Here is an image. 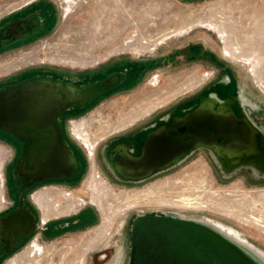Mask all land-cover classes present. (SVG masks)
<instances>
[{"label":"rangeland","instance_id":"374dc122","mask_svg":"<svg viewBox=\"0 0 264 264\" xmlns=\"http://www.w3.org/2000/svg\"><path fill=\"white\" fill-rule=\"evenodd\" d=\"M40 2L51 5L55 21L41 36L0 49V87L39 78L42 70L71 80L91 73L90 79L104 86L116 75L124 78L123 63L151 64L130 86L105 93L65 120V131L85 162L76 184L34 189L38 209L44 190L65 209L68 199L55 191L71 188L78 196L76 209H92L93 222L40 242L42 253L32 249L28 255L30 239L0 264L21 253L18 264H121L125 223L145 211L198 224L244 262L264 264V171L251 165L229 169L210 147L139 185L109 182L97 166H102L97 152L106 139L188 100L200 101L214 83L227 79V70L237 82L242 110L264 136V0H0V25L15 15L24 17L18 14ZM169 53L173 57L167 59ZM90 79L82 84H91ZM15 150L0 137V196L5 200L0 214L11 197L7 170Z\"/></svg>","mask_w":264,"mask_h":264},{"label":"flooded vegetation","instance_id":"af4514ba","mask_svg":"<svg viewBox=\"0 0 264 264\" xmlns=\"http://www.w3.org/2000/svg\"><path fill=\"white\" fill-rule=\"evenodd\" d=\"M18 15L25 16L15 17V15V18H9L0 25V32L2 31L3 34L8 30L15 32L11 37L2 39L0 49L5 45H13L21 40L41 36L55 21V13L48 2H40ZM172 57V53L166 55L167 59ZM150 64V60L141 64L123 63L125 69L123 79L112 77L113 83H110L108 89L103 91L104 86H99L97 89L100 92L83 106L70 107L56 116L60 141L66 142L64 146L69 159L72 157L76 161L75 165L67 169L49 170L39 178L31 172L17 173V162L23 151L24 142L13 133L0 129V137L13 144L16 149V157L7 170V186L11 197L6 202L7 209L0 214V219L11 212H18L22 218L17 220L19 218L17 217L9 227H1L0 223V262L30 239L33 241L28 255H33L32 249L34 252L38 249L37 253H42L44 246L39 244L40 242H51L62 235L74 234L93 222L95 212L92 209L86 206L83 209H76L78 196L71 188L55 191L68 199L65 209L61 208L63 206L59 202L54 201V195L48 194L47 190L39 191L43 194L38 209L33 202V198L38 199L34 197L37 192L34 189L42 185L43 188H46L45 185H55L53 189L58 190L57 185L76 184L85 168V162L82 152L71 142L65 131V120L70 116L78 115L105 93L130 86L140 76L141 68ZM228 72L229 70H227V79H220L210 87L209 95L215 93L220 99L228 101L237 97L235 94L237 82ZM110 73L113 74V69L108 71L107 75ZM38 75L39 78H26L24 81L4 85L0 89L32 80H48L81 87L88 85L82 82L93 77V74L86 72L77 74V78L71 80L63 73H47L46 70H42ZM90 80L88 82L91 85H99L97 80ZM198 104V98L188 100L165 115L140 123L132 130L106 139L97 152L102 165L101 167L97 165L101 174L109 182L114 181L122 185L143 184L176 167L197 150L204 149L206 146L202 144L206 139L209 144L220 143L222 136L215 139L212 132L200 131L199 123L189 122L187 114ZM241 104L242 101L236 98L230 105V113L234 118L242 111L245 112ZM75 137L77 138V135ZM262 147L264 151V136H262ZM92 154L95 155L94 152ZM93 161L96 162L95 156ZM97 177H100V174ZM0 178L3 180L2 174ZM0 201L5 200L0 196ZM125 229V252L121 264H232L242 261L238 259V255L228 251L227 246L213 233L172 214L154 211L135 212L125 223ZM225 248L227 251L224 250ZM24 255L25 253H21L10 258L7 264L22 262Z\"/></svg>","mask_w":264,"mask_h":264},{"label":"water","instance_id":"95a60500","mask_svg":"<svg viewBox=\"0 0 264 264\" xmlns=\"http://www.w3.org/2000/svg\"><path fill=\"white\" fill-rule=\"evenodd\" d=\"M13 33L15 32L11 30L4 34L0 32V47L2 39L11 37ZM115 77L119 78V75ZM110 83H113V78L105 81L104 88H109ZM99 86L101 85L88 84L75 87L48 80H32L0 89V129L13 133L24 142L17 162V173L31 172L39 178L46 171L64 170L75 165V159H69L67 155L64 146L66 142L60 141L55 119L70 107L83 106L100 92L97 89ZM209 97L210 95L200 99L198 106L187 114V118L191 123H199L200 131H210L215 139L218 136L223 139L220 143L212 144L206 139L207 143L202 145L210 147L225 163L229 157L243 156L247 159V164L264 167L262 135L256 125L243 111L234 118L230 113V106H223L220 102L211 104ZM234 100L231 99L229 104ZM16 219L22 220L18 212L4 215L0 219L1 227L11 226ZM244 258L248 259L245 255ZM238 259L242 261L232 264H263L244 262L241 256Z\"/></svg>","mask_w":264,"mask_h":264},{"label":"bare ground","instance_id":"6f19581e","mask_svg":"<svg viewBox=\"0 0 264 264\" xmlns=\"http://www.w3.org/2000/svg\"><path fill=\"white\" fill-rule=\"evenodd\" d=\"M248 59H250V58L244 59V61L247 62V63H250ZM249 71H250L251 75H253V76L256 74V71L253 68H249ZM240 100L243 101L242 99H240ZM209 102L211 104H217L218 102H220V104L223 105V106H230V104H229L230 100L229 101L228 100H222L215 93L210 95ZM244 114L248 118V114L246 112H244ZM82 143L84 144V142H82ZM88 153L91 155V157H93L92 156V150H89V148H88ZM246 160L247 159L244 158V157H237V158L229 157V158H227V166H228L229 169H233L237 165H245V164H247ZM249 165H251L252 167H254L256 169H259V170L263 169V167H261L260 165H254V164H249ZM184 199L188 200L189 198H184Z\"/></svg>","mask_w":264,"mask_h":264}]
</instances>
